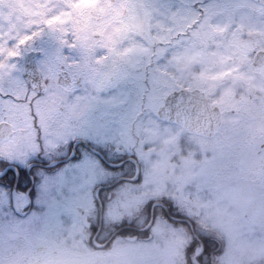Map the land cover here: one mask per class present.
<instances>
[{"label": "rangeland", "instance_id": "374dc122", "mask_svg": "<svg viewBox=\"0 0 264 264\" xmlns=\"http://www.w3.org/2000/svg\"><path fill=\"white\" fill-rule=\"evenodd\" d=\"M184 1L0 0V123L14 130L11 138L0 139V168L28 171L36 164L29 169L34 171L33 203L28 211L16 209L21 217L11 205L12 189L0 185V264L17 261L10 254L13 235L48 245L52 252L54 239L57 262L72 255L89 263L93 247L100 248L118 223L147 225L151 201L156 204L149 239L117 241L113 263L187 264L183 256L191 243L190 228L165 219L163 200L193 222L201 237L221 240L214 264H264L259 183L248 175L241 186L235 179L229 183L233 175L218 173L229 161L220 148L203 151L196 146L203 142L191 135H185L184 148L181 126L165 124L157 114L167 95L183 88L222 91L212 93L221 108L239 99L243 105L264 104V80L247 70L237 72L228 62L264 48V7L250 0H221V6L220 0H207L218 7L211 17L200 24L190 17L187 24L189 13L196 11L189 9L193 0ZM194 28L200 41L188 39ZM70 68L73 84L81 81L80 87H56L57 73L65 77ZM244 87L257 93H225ZM237 116L225 114V122L242 118ZM80 140L112 159L131 160L116 171L106 169ZM209 141L205 144L214 147ZM56 159L61 165L54 167ZM261 160L253 161L257 166L251 163V171H260ZM137 171V178L121 182ZM106 180L105 189L94 190ZM80 207L90 229L84 227ZM31 223L43 231H11ZM97 225L104 226L102 233ZM98 261L111 263L102 256Z\"/></svg>", "mask_w": 264, "mask_h": 264}, {"label": "flooded vegetation", "instance_id": "af4514ba", "mask_svg": "<svg viewBox=\"0 0 264 264\" xmlns=\"http://www.w3.org/2000/svg\"><path fill=\"white\" fill-rule=\"evenodd\" d=\"M241 50H244L243 47H240ZM259 50H264V48H252L248 51H244V55L241 53L239 55L243 56L236 57L231 60H228L233 68V70L237 72H241L244 70H247L250 72V74L258 76L259 79L264 80V63L261 66H255L253 64V58ZM233 60V63H231ZM58 74L57 78V84L55 86L60 87L61 89H67L68 87H72L73 84V74L71 68L68 70V72L64 75V79H62V82H67V86L63 87L58 83L59 78L62 76V74ZM75 78V77H74ZM66 80V81H65ZM75 87L79 88L81 81H75ZM241 85V84H240ZM205 90L204 88H202ZM69 93L71 91H68ZM67 92V93H68ZM206 94L208 95V99L212 107L219 108L221 113V125L218 129V131L211 137L204 136L198 133H189L185 129L182 128L184 131V135L182 137V143L183 147L185 148V135H191L194 136L192 139H195V137L199 138L203 143H197L196 146H198L201 150H210L211 148H220V151L223 153L222 156L223 159L227 161V164L225 167L223 166L221 171H218L219 175L230 176L233 175V178H230L229 183H231L232 179H235L239 186L243 185L245 182L246 176L251 178H255V180L259 183L257 185V188L255 191L258 192V202L263 205L264 203V104L261 102H257L256 105H254V101H248L247 104L243 105V101L241 99L237 100L235 105H229L225 108H221L218 106L213 100H212V93H222V91H208L205 90ZM224 93V92H223ZM225 93H257V91L253 90H247L245 87L242 90L238 91H225ZM248 96V95H247ZM250 98V97H249ZM253 104L254 106H252ZM229 114L230 116H237L242 115L241 119H234L231 118L229 122H225L224 115ZM238 117V116H237ZM209 139L213 141V144L215 142V146L210 147V145H206L205 142ZM209 141V142H211ZM243 157L239 160V163L236 162V158L238 155ZM259 156L263 158L261 160V168L259 172H253V169L251 171V163H253L255 166L258 165L257 161L253 162L255 160L259 159ZM249 159L251 162H249ZM210 162V161H208ZM201 162L198 161L196 165H199ZM244 168H248V172H253V174L246 172ZM217 173V172H216ZM207 174V173H206ZM207 176H209L207 174ZM211 179V178H210ZM251 182V181H248ZM228 181L225 183V185H231ZM252 183V182H251ZM217 184H220L219 182ZM253 184V183H252ZM221 186V185H220ZM252 191L251 195L255 192ZM235 194H237V191H234ZM263 195V196H261ZM189 201H184V203H188ZM264 206V205H263ZM195 208V207H192ZM8 239V236H7ZM108 239V238H107ZM110 239V240H109ZM107 240V244L111 245L114 243L117 245V241H120V239H126L125 237L121 235H113L111 238ZM145 239H137L133 240V242H139L140 240H146ZM5 243H7V240H5ZM109 246V247H111Z\"/></svg>", "mask_w": 264, "mask_h": 264}, {"label": "trees", "instance_id": "16d2710c", "mask_svg": "<svg viewBox=\"0 0 264 264\" xmlns=\"http://www.w3.org/2000/svg\"><path fill=\"white\" fill-rule=\"evenodd\" d=\"M181 2L185 4L184 0H181ZM217 5L221 6V0L217 3ZM190 8H193L196 12H195V14H192L191 12L189 13L187 24H190L189 23L190 17H193L191 22L194 21V23L200 24L206 20V17L211 15L212 12H214L213 9L218 8V7L215 5H212V4L208 5L207 0H193L189 3V9ZM209 17H211V16H209ZM194 30H195V32L191 33L188 36V39H195L197 41H200V39H199L200 36L198 35L199 33H197L198 29L194 28ZM181 35H183V34H181ZM93 148H95V147H93ZM95 149H97V148H95ZM97 150H99V149H97ZM104 158H105L103 160L104 166L106 167V169H109L112 171H116L117 169H120V167L119 168L112 167L108 164L109 162L110 163L123 162L122 165H124L125 164L124 162L127 159H131V157L130 158L124 157V159H121L119 161H115V160H110V158H107L105 156H104ZM5 169H6V166L1 167L0 173L3 172ZM17 171H18V174L16 175L11 169H8L5 172V174L0 177V185L10 187L11 189L16 188L17 190H23V191L28 190L31 187L30 177H32L31 175H33V172L29 174L25 170L21 169L20 167H17ZM130 179H131L130 177H127L125 180H126V182H128V181H131ZM5 180H7L6 183L5 182L1 183V181H5ZM121 182L123 183L124 181H121ZM108 184H109V182H107V180H106L105 186H107ZM101 185H103V184H101ZM101 185H99V187H96L95 189H98L100 187H105V186H101ZM100 189L103 190V188H100ZM162 202L166 203V207L168 208L171 216L176 217V218H181V215L177 212L175 213L172 206L169 203H167L164 200ZM153 203H154V201L147 203V208L145 211L147 212L148 215H150L152 210H153L152 209ZM125 215H123V219H124ZM17 217H21V216H17ZM167 218H168V216H167ZM168 220L172 221L170 216H169ZM143 227L144 226H140V227L136 226L135 227L134 224L127 223L126 219H125V221L123 220L120 224L118 223V225L115 228H113V230L109 233V235H110V238L113 235H121L127 239L126 240L127 242H130L131 239H135V238L145 239L146 237L149 236L150 229H146V230L141 231L140 229H142ZM93 228L96 229V226L93 225ZM103 228H104V226H103ZM16 229H17L16 227H11V231L16 233V234L17 233L20 234V233L24 232V234H26V235H33V234H38L37 233L38 231H40V232L43 231V229L35 226L33 223L29 224L28 227L23 228L22 231H20V232L17 231ZM193 232H194V227H193ZM196 236H198V237L197 238L194 236L192 237L190 246H189V248H187V257H186L187 264H194L192 262L191 258L194 255L196 248L200 245L203 246V248H202L203 250H202L201 254L197 257L199 264H214L216 262L215 260L217 258L216 255L219 254V251L221 250V247H222L221 240L216 238V237H212V236L201 237L200 234H198ZM11 237H16V239H13L15 246L10 248L11 257L15 258L14 260H17L15 262V264H84V262L81 261L80 259H73L72 255H71V258L67 257V256L61 257V259L57 262L56 257H55L56 253L53 254L54 250H53V252L50 251V248L48 245L43 246L42 244L40 245V243L36 244V242H34V240L29 241L27 239V237H20V236H15V235H13ZM8 239H9V236H8ZM108 239H103L102 243H106ZM90 240H91V238H90ZM20 242H22V243L19 245ZM109 246H111V245L102 247L101 249L94 248V251L91 254V256H93L94 258H98L100 255H103L106 259L112 258V254H113V251L115 249L114 243L112 244L111 247H109ZM103 251H107V252L105 254H102ZM62 259H64V261ZM55 261H56V263H55ZM96 262H97L96 260H93L92 263H90V264H95ZM85 264H87V263H85Z\"/></svg>", "mask_w": 264, "mask_h": 264}, {"label": "water", "instance_id": "95a60500", "mask_svg": "<svg viewBox=\"0 0 264 264\" xmlns=\"http://www.w3.org/2000/svg\"><path fill=\"white\" fill-rule=\"evenodd\" d=\"M264 5V0H252ZM254 38V36H252ZM264 62V52L255 57V64ZM159 117L166 122L182 125L188 131L212 136L221 123V114L217 108H211L207 96L198 89H180L171 92L158 110ZM13 135L8 123L0 124V138L8 139Z\"/></svg>", "mask_w": 264, "mask_h": 264}, {"label": "bare ground", "instance_id": "6f19581e", "mask_svg": "<svg viewBox=\"0 0 264 264\" xmlns=\"http://www.w3.org/2000/svg\"><path fill=\"white\" fill-rule=\"evenodd\" d=\"M16 209L22 212L29 205V198L25 193L16 192L14 194Z\"/></svg>", "mask_w": 264, "mask_h": 264}]
</instances>
